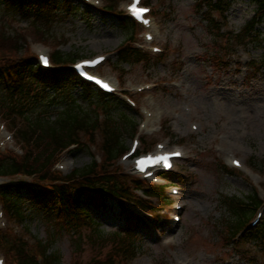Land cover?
<instances>
[{
  "label": "rangeland",
  "instance_id": "1",
  "mask_svg": "<svg viewBox=\"0 0 264 264\" xmlns=\"http://www.w3.org/2000/svg\"><path fill=\"white\" fill-rule=\"evenodd\" d=\"M89 1L95 7L84 8L72 0L74 13L55 15L47 23L35 17L33 10H6L0 3L1 57L17 56L16 44L20 43L24 46L22 54L36 55L39 49L48 54L60 51L74 55L72 63L106 57L107 61L94 72L117 87L116 98L129 96L135 104L132 110L117 108L115 103L86 101L88 92L77 85L71 96L79 110L91 118L100 121L122 116L128 125L123 133L125 153L133 138L140 141V153L157 152L158 143L164 151H182L183 159L176 162L165 200L154 209V222L160 228L156 232L148 227L137 231L132 239L137 252L123 258L124 249L119 246L125 242L101 244L93 230L82 224L73 234V225L69 227L64 219L54 221L41 216V209L36 207L27 214L26 221L13 220L0 206V235L22 240L24 251L35 259L41 244L49 245L61 264H101L108 255L115 256L117 264H264L251 244H231L225 228L231 215L223 203L225 198L243 200L256 192L263 204L259 212L264 216V43L234 46L230 52L224 45L227 36L217 38L207 24L208 7L201 8L200 0H143L154 20L153 29L147 32L155 40L149 44L144 41L146 30L130 29L120 22L130 0ZM228 2L224 17L209 14L220 34L240 32L257 10L253 0ZM108 10L111 12L105 14ZM255 29L264 38V24ZM128 34L134 39L131 47L145 52L132 65L120 63L117 54L122 43H129L125 41ZM151 46L160 47L162 53H151ZM250 67L256 71L251 72ZM144 86L150 90L137 92ZM60 110V106L48 108L49 120ZM1 113L0 152L6 149L19 156L18 141L7 137H12L13 125L20 124L18 119L22 118L9 119ZM93 137L97 151L79 147L61 157L58 164L63 167V175L89 165L93 156L99 161L100 137L98 133ZM80 141L88 144L84 135ZM123 154L113 162L112 169L127 177L128 182L136 180L131 163L121 159ZM231 159L240 160L243 167L234 169ZM171 187L177 195L170 194ZM105 204L89 214L107 240L117 243L123 238L125 225L117 203L107 200ZM178 205L182 207L179 212L174 209ZM172 214L181 216L179 223L171 221ZM112 234L118 235L117 241ZM0 257L5 258V264H15L9 248H0Z\"/></svg>",
  "mask_w": 264,
  "mask_h": 264
},
{
  "label": "trees",
  "instance_id": "2",
  "mask_svg": "<svg viewBox=\"0 0 264 264\" xmlns=\"http://www.w3.org/2000/svg\"><path fill=\"white\" fill-rule=\"evenodd\" d=\"M254 1L257 4L255 15L240 32L228 31L220 34V28L213 25L209 14L215 12L224 17L229 7L228 0H201V5L208 6L205 16L207 24L217 33V38L227 36L224 45L230 52L234 46L249 43L260 45L264 42L260 32L255 29L257 24L264 23V0ZM71 2L72 0H0L4 9L14 8L26 12L33 10V15L46 23L55 15L74 13L75 6ZM106 12L105 14H109L111 11ZM120 22L131 28L126 18L123 17ZM131 36L126 35L125 40L131 41ZM23 48L21 43L16 44L17 56L13 58L1 57L0 51V111L2 116L7 114L9 119L22 118L18 119L20 124L13 125V129L24 150L23 156L19 157L13 153H0V177L25 175L34 176V179L27 184L0 189V200L12 218L20 222L26 221L27 214L36 207L41 209V216L53 218L54 221L64 219L69 227L73 225V234L77 231V225L82 224L93 230L101 244L109 242L115 246L118 242L119 245L125 242L119 246L124 249L123 258L136 253L137 248L132 244V239L145 226L141 218L126 214L123 203L126 201L137 205L156 220L152 201L163 203L164 187L140 181L128 182L127 177L112 169L113 162L125 150L123 133L128 125L122 116L108 117L99 125L98 118H91L90 114L79 110L76 100L71 96L74 85L88 92L86 101L94 99L108 104L115 101L91 90L90 86L75 77L69 69L74 55L55 51L52 55L53 68L43 70L31 55L22 54ZM117 51L120 63L132 64L141 60V54L132 49L130 44L122 43ZM250 70L254 71L253 67ZM59 106V114L49 120L48 108ZM95 132L101 135L99 164L92 160L89 165L75 169L67 176L51 172V167L61 151L71 145L86 148V144L80 141V136L84 135L88 142L93 143ZM136 191L141 192L143 197H137ZM107 200L117 202L125 225L120 241H117V234H112V238L117 237V243L107 240L98 229L99 224L89 214L91 209L104 208ZM223 203L231 215L225 223L229 238L235 232L246 228L255 209L261 205L254 192L243 200L225 198ZM241 240L251 244L264 259V220L255 229L246 231ZM21 241L11 238L10 234H1L0 248L10 249L15 264H39L31 253L24 251ZM230 241L232 242V238ZM48 246L41 244L42 253L38 250L44 264H61L58 254L51 252ZM114 259L115 256L108 255L101 264H117ZM90 264L98 263L95 261Z\"/></svg>",
  "mask_w": 264,
  "mask_h": 264
},
{
  "label": "snow or ice",
  "instance_id": "3",
  "mask_svg": "<svg viewBox=\"0 0 264 264\" xmlns=\"http://www.w3.org/2000/svg\"><path fill=\"white\" fill-rule=\"evenodd\" d=\"M139 4V0H136V3H133L131 5V12L135 15V16H140L142 13H145L147 12L148 10L145 9V8H142V7H138L137 5ZM145 23H147V21H145ZM41 60L44 62V63H47V58L46 57H41ZM88 79H91V80H96L97 83H101L103 84V87L104 88H108L109 85L106 84V83H103L102 81H99L97 80V78L95 76H88ZM178 155V154H177ZM149 160H155V162L157 163H160V162H163L165 164V166L167 167H170L171 165L168 164V159L169 157L168 156H159V157H150L148 158ZM140 166H141V169H143V164H144V161H140ZM235 163H239V162H235Z\"/></svg>",
  "mask_w": 264,
  "mask_h": 264
},
{
  "label": "bare ground",
  "instance_id": "4",
  "mask_svg": "<svg viewBox=\"0 0 264 264\" xmlns=\"http://www.w3.org/2000/svg\"><path fill=\"white\" fill-rule=\"evenodd\" d=\"M225 100H227V99H225ZM230 161L232 162V161H233V159H231Z\"/></svg>",
  "mask_w": 264,
  "mask_h": 264
}]
</instances>
